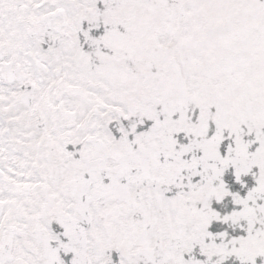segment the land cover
<instances>
[{
    "label": "snow or ice",
    "instance_id": "snow-or-ice-1",
    "mask_svg": "<svg viewBox=\"0 0 264 264\" xmlns=\"http://www.w3.org/2000/svg\"><path fill=\"white\" fill-rule=\"evenodd\" d=\"M0 264H264V0H0Z\"/></svg>",
    "mask_w": 264,
    "mask_h": 264
}]
</instances>
